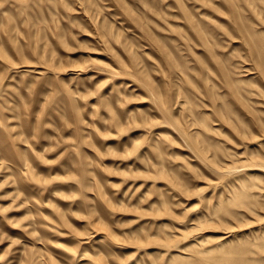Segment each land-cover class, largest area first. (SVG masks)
<instances>
[{
  "label": "rangeland",
  "instance_id": "obj_1",
  "mask_svg": "<svg viewBox=\"0 0 264 264\" xmlns=\"http://www.w3.org/2000/svg\"><path fill=\"white\" fill-rule=\"evenodd\" d=\"M0 264H264V0H0Z\"/></svg>",
  "mask_w": 264,
  "mask_h": 264
}]
</instances>
